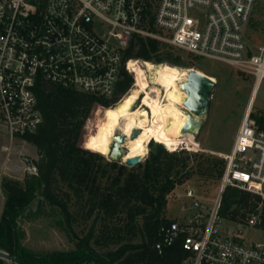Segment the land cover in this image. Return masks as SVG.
<instances>
[{"label":"built area","instance_id":"built-area-1","mask_svg":"<svg viewBox=\"0 0 264 264\" xmlns=\"http://www.w3.org/2000/svg\"><path fill=\"white\" fill-rule=\"evenodd\" d=\"M257 2L0 0V128L11 144L26 143L25 136L38 132L44 122L40 84L121 101L125 73L135 84L126 55L137 38L227 64L253 77L258 88L264 80V47L252 52L246 36ZM253 100L231 151L221 155L227 166L214 205H205L193 190L177 195L186 215L160 226L155 244L160 253L182 237L190 254L185 264H264V241L249 244L244 238L245 229L264 230L262 205L236 229L223 227L219 215L227 187L256 194L264 202V114L254 111Z\"/></svg>","mask_w":264,"mask_h":264},{"label":"trees","instance_id":"trees-1","mask_svg":"<svg viewBox=\"0 0 264 264\" xmlns=\"http://www.w3.org/2000/svg\"><path fill=\"white\" fill-rule=\"evenodd\" d=\"M184 57L190 60L191 68L192 62L199 60L169 44L137 38L126 60L182 67ZM133 84L134 78L125 73L121 97L129 94ZM37 93L44 122L38 132L23 138L36 149L38 159L31 164L36 172L27 174L23 181L4 178L1 182L5 204L0 250L16 255L21 264H185L190 254L183 247L182 237L161 253L155 244L160 226L170 219V197L194 175L188 164L192 155L184 149L170 152L151 142L148 157L135 167L108 160L102 154V133L120 97L107 102L49 84H40ZM97 106L105 108L103 121L86 147L90 132L84 137V131ZM203 154L195 155L208 163L198 165V174L221 182L227 162ZM260 205L264 220L260 196L227 187L219 215L244 225L258 213ZM44 217H60L55 224L75 241L74 250L36 255L23 245L26 233L22 222ZM80 220L89 224L88 229L72 238ZM0 264L8 263L0 258Z\"/></svg>","mask_w":264,"mask_h":264},{"label":"rangeland","instance_id":"rangeland-1","mask_svg":"<svg viewBox=\"0 0 264 264\" xmlns=\"http://www.w3.org/2000/svg\"><path fill=\"white\" fill-rule=\"evenodd\" d=\"M246 36L252 52L258 51L260 47H264V0H258L247 28ZM184 61L186 63L185 66L180 68H191L189 66L191 64L190 60L184 57ZM192 63L194 64L193 69L215 78L218 85L211 99L209 116L207 120H205L197 140L202 148L207 151L191 152L186 150L184 146L178 148V150L184 149L192 155L188 164L194 174L186 184L177 188L170 197L167 207L169 214L179 218H183L186 214L180 211L182 203L177 199V195H184L187 190H193L196 196L209 207H212L215 200L218 198L221 182L214 178L201 177L198 174V165L200 163H206L207 166L208 163L206 159L199 158V156L196 158L195 155L204 153L203 155L205 157L211 156L223 159L221 155L229 154L255 84V79L253 77L234 70L227 64L207 58H199L198 61ZM133 91L134 86L127 97ZM122 100H124V97ZM253 107L254 111L257 113L264 114V80L257 89L253 100ZM104 112V109L99 106L95 107L93 110L86 124V126L88 125L86 127L87 130L84 131V137L90 132L86 147H88L89 141L95 136L98 126L102 124ZM5 146H9L10 150L5 151L3 149ZM147 157L148 155L143 161ZM107 158L108 160H112L109 156H107ZM36 159H38V155L34 146L20 141L14 144L9 143L5 130L0 128V219L5 204V196L1 189L2 180L4 178H11L23 181L27 174L34 173L31 164L32 161ZM118 162L124 164L122 161ZM260 210L263 211V206L260 207ZM59 219L60 217H44L22 222L21 226L26 233L22 241L23 245L36 255L56 251L74 250L76 248L75 241H72L66 232L59 230L55 224ZM88 225L89 224L80 220L78 224L75 225V230L71 237L75 238L76 235L82 236L83 233L87 231ZM222 226L226 229H236L238 227L237 224L228 221H224ZM244 238L249 244L260 243L264 241V230L262 228L245 229ZM98 251L102 253L103 250L98 249ZM6 262L8 264H13L8 261ZM83 264L98 263L87 261Z\"/></svg>","mask_w":264,"mask_h":264},{"label":"bare ground","instance_id":"bare-ground-1","mask_svg":"<svg viewBox=\"0 0 264 264\" xmlns=\"http://www.w3.org/2000/svg\"><path fill=\"white\" fill-rule=\"evenodd\" d=\"M129 66L135 73L134 91L120 101L110 112L103 133V154L113 157L112 147L120 133L127 137L122 146L123 161L145 158L149 144H162L170 152L184 146L191 152L207 151L197 141L198 127L190 124L195 115L187 104L194 98L185 90L192 73H197L217 83L213 77L193 68H180L170 64L155 65L151 62L132 60ZM202 115H195L204 119ZM189 125L188 131L184 129ZM135 131L138 136L133 139Z\"/></svg>","mask_w":264,"mask_h":264},{"label":"water","instance_id":"water-1","mask_svg":"<svg viewBox=\"0 0 264 264\" xmlns=\"http://www.w3.org/2000/svg\"><path fill=\"white\" fill-rule=\"evenodd\" d=\"M218 83H214L208 78L199 76L196 72L192 73L190 76V82L185 84V90L189 93H192L194 98L191 102L187 104V107L197 116L202 115V112H205V118L199 119L195 115L193 116L190 124H195L198 127L197 138L202 130L205 120H207L210 108H211V99L212 96L217 88ZM189 129V125H186L184 132L186 133ZM139 131H135L133 139L138 136ZM127 137L121 135L120 133L115 138L114 145L112 147L114 156L111 157L112 160L115 161H122L127 167H135L139 163L143 161V158L137 157L133 159H129L128 161L124 162V152L122 151V146L125 144ZM0 258L11 262L13 264H21L17 259L16 255H10L7 252L0 250ZM95 259L100 260V258L95 257Z\"/></svg>","mask_w":264,"mask_h":264},{"label":"crops","instance_id":"crops-1","mask_svg":"<svg viewBox=\"0 0 264 264\" xmlns=\"http://www.w3.org/2000/svg\"><path fill=\"white\" fill-rule=\"evenodd\" d=\"M257 89H258V88H255V87H254V89H253V92H252V95H251V98H250V99H252V98L254 99V97H255V94H256V92H257ZM26 143H27V142H26ZM233 144H234V143H233ZM167 211H168V209H167ZM168 217H169V218H178V217H175V216H172V215H170V214H169V211H168Z\"/></svg>","mask_w":264,"mask_h":264}]
</instances>
